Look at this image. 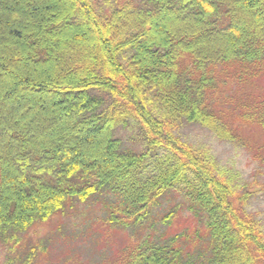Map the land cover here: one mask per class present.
Masks as SVG:
<instances>
[{
    "label": "trees",
    "instance_id": "16d2710c",
    "mask_svg": "<svg viewBox=\"0 0 264 264\" xmlns=\"http://www.w3.org/2000/svg\"><path fill=\"white\" fill-rule=\"evenodd\" d=\"M103 2L0 0V236L87 200L139 231L175 193L205 227L200 259L186 233L135 234L114 264H264L251 192L175 133L196 123L243 147L244 128L264 133V0ZM129 123L142 151L117 136Z\"/></svg>",
    "mask_w": 264,
    "mask_h": 264
},
{
    "label": "rangeland",
    "instance_id": "374dc122",
    "mask_svg": "<svg viewBox=\"0 0 264 264\" xmlns=\"http://www.w3.org/2000/svg\"><path fill=\"white\" fill-rule=\"evenodd\" d=\"M103 1L99 0L101 8ZM175 133L192 146L209 149L218 164L235 175L234 182L251 192L247 209L264 223V133L258 127L244 128L243 137L249 145L244 147L221 141L196 123L184 122ZM117 136L125 148L133 151L145 148L133 123L118 129ZM172 194L175 196L167 194L160 205L152 209L147 224L140 226L139 231L110 229L104 221L106 209L102 204L93 200L78 201L47 221L34 223L26 232L16 233L18 243L10 239L11 233L4 238L0 236V264H22L32 249L36 250V255L30 264H114L120 247L130 237L131 241L136 240L135 234L163 239L175 233H186L188 238L179 239L178 245L200 259L201 251L205 252L202 248L205 227L186 209L183 196ZM175 203L180 204L176 217L169 224L163 222L164 214Z\"/></svg>",
    "mask_w": 264,
    "mask_h": 264
}]
</instances>
